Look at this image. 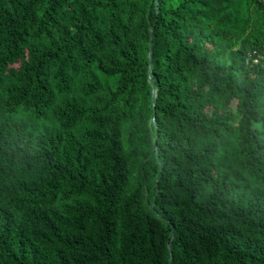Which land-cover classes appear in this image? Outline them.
I'll return each mask as SVG.
<instances>
[{
	"label": "trees",
	"instance_id": "1",
	"mask_svg": "<svg viewBox=\"0 0 264 264\" xmlns=\"http://www.w3.org/2000/svg\"><path fill=\"white\" fill-rule=\"evenodd\" d=\"M262 51L264 0H0V264H264Z\"/></svg>",
	"mask_w": 264,
	"mask_h": 264
},
{
	"label": "built area",
	"instance_id": "2",
	"mask_svg": "<svg viewBox=\"0 0 264 264\" xmlns=\"http://www.w3.org/2000/svg\"><path fill=\"white\" fill-rule=\"evenodd\" d=\"M247 64L254 66V65H261L264 67V51L261 53L252 52L248 55Z\"/></svg>",
	"mask_w": 264,
	"mask_h": 264
},
{
	"label": "rangeland",
	"instance_id": "3",
	"mask_svg": "<svg viewBox=\"0 0 264 264\" xmlns=\"http://www.w3.org/2000/svg\"><path fill=\"white\" fill-rule=\"evenodd\" d=\"M33 44H34V43H33V40L30 41L29 44H28V48H29L31 45H33ZM27 56H28V53L26 52L24 59H21V60L19 61L18 64H15V65L10 66L9 69L16 68V67L20 66L21 64L25 63V62L27 61V59H28ZM234 115H235V113H234ZM235 116H236V115H235Z\"/></svg>",
	"mask_w": 264,
	"mask_h": 264
}]
</instances>
